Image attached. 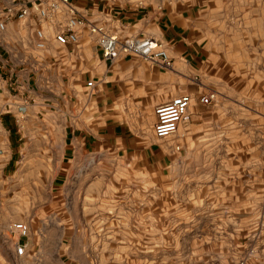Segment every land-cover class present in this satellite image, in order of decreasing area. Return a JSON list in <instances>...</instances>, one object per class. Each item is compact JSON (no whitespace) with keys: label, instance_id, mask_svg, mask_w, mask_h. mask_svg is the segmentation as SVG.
Wrapping results in <instances>:
<instances>
[{"label":"rangeland","instance_id":"obj_1","mask_svg":"<svg viewBox=\"0 0 264 264\" xmlns=\"http://www.w3.org/2000/svg\"><path fill=\"white\" fill-rule=\"evenodd\" d=\"M187 1L206 58L182 82L197 96L214 90L215 101L196 103L167 138L151 132L156 104L118 109L135 138L163 150L158 160L98 137L92 95L82 97L85 145L63 164L74 116L19 118L5 133L15 146L0 150V264H66L71 255L88 264H229L250 249L249 264L264 261V0ZM35 27H45L36 16L10 22L0 61L32 74L24 81L30 93L60 99L61 71L47 65V44L34 48ZM11 222L29 228L21 257L12 253Z\"/></svg>","mask_w":264,"mask_h":264},{"label":"crops","instance_id":"obj_2","mask_svg":"<svg viewBox=\"0 0 264 264\" xmlns=\"http://www.w3.org/2000/svg\"><path fill=\"white\" fill-rule=\"evenodd\" d=\"M70 1L89 19L105 24L119 36L149 35L161 41L172 60V68L161 70L125 55L104 61L87 31L82 30L75 44L58 47L66 52L61 57L56 54L54 42L48 40L45 50L49 58L47 65L61 71L64 80L63 94L60 99H55L34 91L30 93L32 91L28 90V84L24 81L32 74L12 70L13 62L0 61V69H4L0 73V150L15 146L16 141L11 143L5 133L14 132L18 119L23 115L39 116L45 113L52 118L57 114L64 118L72 115L74 124L79 126L72 129L70 126L65 131L66 136L60 146V162L63 164L69 159L68 151L71 148L85 145L87 138L84 136L88 132L83 128L84 120L80 119L85 109L82 97L92 95L94 131L98 137L118 138L127 147L141 148L144 154L151 155L152 160H158L163 150L150 146L152 140L135 138V124H128L119 118L118 109L129 108V102L134 100H145L147 105L154 106L175 94L188 93L191 96L188 112L191 114L192 107L198 103L197 91L192 86L183 85L182 76L184 73L195 74L206 58L203 35L198 32L193 8L187 0ZM87 79H92L90 87L85 86ZM190 119L193 120L192 115ZM55 175L60 177L58 173ZM68 258L66 264H88L85 257L84 260H74L72 255Z\"/></svg>","mask_w":264,"mask_h":264},{"label":"built area","instance_id":"obj_3","mask_svg":"<svg viewBox=\"0 0 264 264\" xmlns=\"http://www.w3.org/2000/svg\"><path fill=\"white\" fill-rule=\"evenodd\" d=\"M32 16L45 23L44 28L35 27L33 30V46L36 49H44L49 39L58 46L73 45L78 40L79 32L86 30L104 61H112L119 55H125L161 69L172 68V60L161 41L149 35L119 36L105 24L89 19L70 0H0V33L6 30L8 23ZM85 85L90 87L92 81L88 80ZM215 99L216 92L208 89L199 93L197 102L208 106ZM190 104L191 96L188 93L176 94L169 100L156 104L152 109V135L155 138L173 135L179 124L188 119ZM174 148L178 149V146ZM7 231L13 236L11 237L13 255L15 257L25 255L28 225L25 222H11L7 225ZM252 257L250 249L246 255L229 264H249L248 260Z\"/></svg>","mask_w":264,"mask_h":264}]
</instances>
